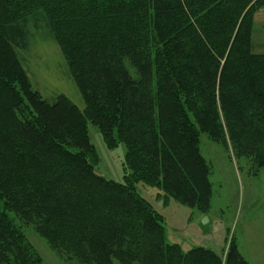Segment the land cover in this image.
I'll list each match as a JSON object with an SVG mask.
<instances>
[{
	"label": "trees",
	"instance_id": "16d2710c",
	"mask_svg": "<svg viewBox=\"0 0 264 264\" xmlns=\"http://www.w3.org/2000/svg\"><path fill=\"white\" fill-rule=\"evenodd\" d=\"M258 11L264 0H0L4 209L81 264H248L235 244L221 258L166 243L133 187L207 213L200 134L264 165V56L251 52ZM31 25L59 46L83 111L32 87L20 57ZM88 123L125 146L124 184L95 172ZM0 264H42L1 209Z\"/></svg>",
	"mask_w": 264,
	"mask_h": 264
},
{
	"label": "rangeland",
	"instance_id": "374dc122",
	"mask_svg": "<svg viewBox=\"0 0 264 264\" xmlns=\"http://www.w3.org/2000/svg\"><path fill=\"white\" fill-rule=\"evenodd\" d=\"M33 29L26 51H20L23 65L34 90L48 102L57 96L72 101L79 111L84 110L80 91L73 82L64 56L54 40L48 38L44 27ZM46 36V37H45ZM124 65L134 76L130 64ZM90 143L94 147L95 172L103 178L124 184L125 146L107 142L96 127L87 125ZM264 152V147L262 148ZM199 151L209 167L212 195L207 213H199L165 198L161 191L142 183L134 185L133 193L144 200L159 218L165 241L176 244L184 252L206 248L223 258L230 244H235L248 264H264V165L256 159L237 158L231 144L214 143L200 134ZM128 183V181H126ZM1 211L21 237L28 253L42 264H81L69 255L51 248L34 226L26 225L12 213Z\"/></svg>",
	"mask_w": 264,
	"mask_h": 264
},
{
	"label": "crops",
	"instance_id": "0c3cea01",
	"mask_svg": "<svg viewBox=\"0 0 264 264\" xmlns=\"http://www.w3.org/2000/svg\"><path fill=\"white\" fill-rule=\"evenodd\" d=\"M251 52L254 55L264 56V11H258L253 15Z\"/></svg>",
	"mask_w": 264,
	"mask_h": 264
}]
</instances>
